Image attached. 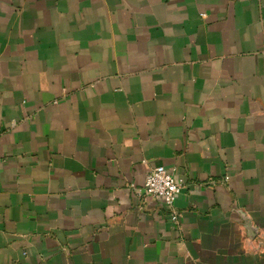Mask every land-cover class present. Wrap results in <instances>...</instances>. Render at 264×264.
<instances>
[{"label": "crops", "instance_id": "0c3cea01", "mask_svg": "<svg viewBox=\"0 0 264 264\" xmlns=\"http://www.w3.org/2000/svg\"><path fill=\"white\" fill-rule=\"evenodd\" d=\"M0 264H264V0H0Z\"/></svg>", "mask_w": 264, "mask_h": 264}, {"label": "built area", "instance_id": "2783aa9c", "mask_svg": "<svg viewBox=\"0 0 264 264\" xmlns=\"http://www.w3.org/2000/svg\"><path fill=\"white\" fill-rule=\"evenodd\" d=\"M200 15L205 16L203 12ZM183 184V179L176 175L175 169L158 165L148 171L143 185L137 187L135 193L142 198L151 197L161 201L168 208L171 221L177 223L179 213L174 209V204Z\"/></svg>", "mask_w": 264, "mask_h": 264}]
</instances>
